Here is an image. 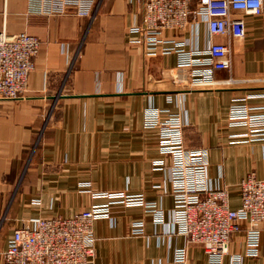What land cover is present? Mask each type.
I'll return each mask as SVG.
<instances>
[{"label": "crops", "instance_id": "0c3cea01", "mask_svg": "<svg viewBox=\"0 0 264 264\" xmlns=\"http://www.w3.org/2000/svg\"><path fill=\"white\" fill-rule=\"evenodd\" d=\"M71 1L95 16L29 15L27 0H0V31L40 41L24 96L0 102V264L22 222L70 218L103 202L88 190L142 193L162 212V222L154 224L142 208L112 206L108 218L93 222L95 264H170L174 248L186 240L172 227L170 185L152 171L164 156L146 113L177 117L184 147L207 150L212 187L227 188L230 209L239 208V182L250 173L264 180V139L233 143L230 137L245 129L229 128L227 119L236 99L254 108L250 113L264 110V11L235 14L244 20L245 37L231 42V69L214 72V87L185 90L174 80L176 53L145 56L129 45L136 0ZM193 34L172 39L193 42ZM207 41L201 24L197 47ZM50 105L55 108L45 120ZM136 221L144 222V235L131 234ZM244 239L241 231L231 236L220 264H233L234 255L242 257L240 264H264V221L256 257L244 256ZM187 253V264H208L201 246L188 245Z\"/></svg>", "mask_w": 264, "mask_h": 264}, {"label": "built area", "instance_id": "2783aa9c", "mask_svg": "<svg viewBox=\"0 0 264 264\" xmlns=\"http://www.w3.org/2000/svg\"><path fill=\"white\" fill-rule=\"evenodd\" d=\"M139 13L130 26L129 45L145 56L177 55L174 80L185 90L214 87L216 71H229L232 62L231 42L245 37L244 20L235 14L261 15L263 0H136ZM73 11L79 18H93L90 8L78 1L27 0L29 15H61ZM204 25L208 41L199 49L197 31ZM194 32V40L175 43L173 36ZM219 37L221 42H213ZM168 44H174L169 46ZM184 50V46H190ZM40 41L26 32L8 34L0 31V101L18 100L26 92L34 70ZM186 72V73H185ZM170 101V99L168 100ZM227 119L229 128H244V133L230 137L233 143L264 139V110H254L236 99ZM240 101V102H238ZM263 108V107H262ZM148 111V110H147ZM146 113L148 126L158 131L157 148L164 159L153 162L152 171L159 172L170 185L173 200L172 227L185 237V246L175 247L170 264H187L188 245H199L208 264H220L229 253L231 236L243 232L244 256L256 257L260 225L264 221V180L248 174L239 182L240 206L230 209L227 188H213L208 178V152L184 147L183 125L176 116L162 119L152 110ZM168 159V163L165 160ZM164 192L160 185L156 187ZM93 204L70 218H37L14 229L1 255V264H95L93 222L108 218L112 206L139 207L152 215L154 224L162 222V212L155 202L145 200L142 193L91 192ZM131 234L144 235V222H132ZM242 257H231L240 264Z\"/></svg>", "mask_w": 264, "mask_h": 264}, {"label": "rangeland", "instance_id": "374dc122", "mask_svg": "<svg viewBox=\"0 0 264 264\" xmlns=\"http://www.w3.org/2000/svg\"><path fill=\"white\" fill-rule=\"evenodd\" d=\"M99 2H100V0H99ZM99 2H98V5H99ZM94 16H95V13H94ZM93 16V17H94ZM4 101H11V100H4ZM1 102V101H0ZM51 106V105H50ZM54 108H55V106H51V107H49V109H48V111L45 113V120L47 119H50V116L52 115V113H53V111H54ZM43 121L44 123V127L47 125V123H48V121Z\"/></svg>", "mask_w": 264, "mask_h": 264}]
</instances>
